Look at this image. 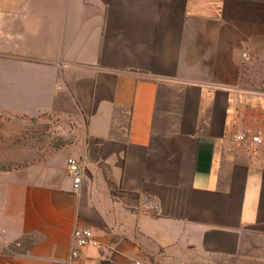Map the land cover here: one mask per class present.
I'll return each instance as SVG.
<instances>
[{
	"label": "crops",
	"instance_id": "obj_1",
	"mask_svg": "<svg viewBox=\"0 0 264 264\" xmlns=\"http://www.w3.org/2000/svg\"><path fill=\"white\" fill-rule=\"evenodd\" d=\"M0 238V264H264V0H0Z\"/></svg>",
	"mask_w": 264,
	"mask_h": 264
},
{
	"label": "built area",
	"instance_id": "obj_2",
	"mask_svg": "<svg viewBox=\"0 0 264 264\" xmlns=\"http://www.w3.org/2000/svg\"><path fill=\"white\" fill-rule=\"evenodd\" d=\"M247 57V55H246ZM235 138L240 143H260L261 137L259 135H250L247 132H240L235 135ZM68 170L73 179L74 190L77 191L81 188L84 180V163L81 159L71 157L68 160ZM1 240V238H0ZM74 248L71 251V257H78L81 249L90 246L98 245V241L91 227L76 226L73 232ZM135 264H156L154 260L149 258H138Z\"/></svg>",
	"mask_w": 264,
	"mask_h": 264
},
{
	"label": "rangeland",
	"instance_id": "obj_3",
	"mask_svg": "<svg viewBox=\"0 0 264 264\" xmlns=\"http://www.w3.org/2000/svg\"><path fill=\"white\" fill-rule=\"evenodd\" d=\"M62 122L61 121H59L58 122V124H57V129H55V131H57V132H59V131H61V128H59V127H64V126H67L66 124L64 125V124H62ZM64 141H63V136H61L60 134H58L57 136H55V137H53V139H52V144L55 146V145H58V144H61V143H63Z\"/></svg>",
	"mask_w": 264,
	"mask_h": 264
}]
</instances>
